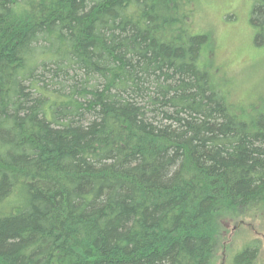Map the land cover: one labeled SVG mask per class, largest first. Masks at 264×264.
I'll return each mask as SVG.
<instances>
[{"label":"trees","instance_id":"trees-1","mask_svg":"<svg viewBox=\"0 0 264 264\" xmlns=\"http://www.w3.org/2000/svg\"><path fill=\"white\" fill-rule=\"evenodd\" d=\"M196 2L0 0V264H213L226 222L264 230V106L229 102Z\"/></svg>","mask_w":264,"mask_h":264},{"label":"rangeland","instance_id":"rangeland-1","mask_svg":"<svg viewBox=\"0 0 264 264\" xmlns=\"http://www.w3.org/2000/svg\"><path fill=\"white\" fill-rule=\"evenodd\" d=\"M253 0H197L191 15L192 30L208 33L211 49L208 65L231 104L240 109L264 106V47L253 43L249 23ZM254 211L248 210L221 226L213 264H230L244 245L260 240L259 258L264 260V230Z\"/></svg>","mask_w":264,"mask_h":264}]
</instances>
